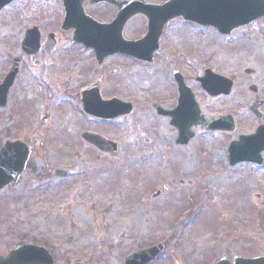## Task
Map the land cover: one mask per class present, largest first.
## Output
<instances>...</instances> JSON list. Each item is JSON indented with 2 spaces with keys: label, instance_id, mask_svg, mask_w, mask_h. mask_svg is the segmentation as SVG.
Listing matches in <instances>:
<instances>
[{
  "label": "rangeland",
  "instance_id": "374dc122",
  "mask_svg": "<svg viewBox=\"0 0 264 264\" xmlns=\"http://www.w3.org/2000/svg\"><path fill=\"white\" fill-rule=\"evenodd\" d=\"M61 7L60 0H17L0 13V80L11 59L21 55L24 31L40 27L42 43L50 32L57 35L51 56L25 58L0 109V149L16 140L31 147L23 176L0 194V255L33 244L46 248L55 264H124L135 252L164 243L155 264L262 256L264 171L228 165L226 152L237 133L195 127L193 140L177 146L170 119L154 110L175 108L176 70L207 119L232 115L243 122L238 133L248 130V109L261 92L253 96L247 88L261 89L264 77L257 38L236 35L227 44L211 30L177 20L167 25L153 64L116 54L99 69L95 54L72 42V30L59 31ZM85 11L98 22H109L116 13L106 6ZM145 22L134 18L124 37L143 35ZM35 60L40 67L33 66ZM247 68L256 74L246 76ZM204 69L234 80L232 94L210 98L202 92L195 78ZM97 81L103 100L132 103L128 117L102 122L83 113L80 92ZM86 132L114 142L118 158L86 145L80 139ZM56 169L69 176L58 177ZM156 191H161L157 197Z\"/></svg>",
  "mask_w": 264,
  "mask_h": 264
},
{
  "label": "water",
  "instance_id": "95a60500",
  "mask_svg": "<svg viewBox=\"0 0 264 264\" xmlns=\"http://www.w3.org/2000/svg\"><path fill=\"white\" fill-rule=\"evenodd\" d=\"M13 0H0V10ZM90 5L106 2L115 4L119 10L117 16L110 24H98L85 15L83 6L85 2ZM66 12L62 30L74 29L73 40L94 49L96 61L101 67L105 57L121 53L133 59L149 62L153 53L158 48V38L163 34L164 26L171 19L182 17L198 25L214 27L218 32L230 34L232 30L238 29L252 19L264 15V5L258 0H165L161 5H150L145 2H123L117 5L114 0H62ZM136 15H142L147 19V34L139 41L129 42L123 39L124 26ZM25 40L21 44L25 55L37 54L40 50V37L37 29L29 30L25 34ZM45 51L50 54L55 47L54 35H50L45 44ZM19 60L13 61V66L5 81L0 85V107L7 104L9 89L18 73ZM245 73H250L245 71ZM180 93L179 107L171 113H165L158 109V114L170 116L171 124L177 128L179 138L177 144L186 145L193 136L191 128L194 125H202L207 130L233 131V123L229 117L217 119L208 123L199 113L197 103L194 102L192 92L185 86L181 76L175 73ZM203 90L210 96L230 95L233 83L220 78L209 70L205 71L203 78L199 79ZM255 91L254 88H249ZM82 107L84 112L94 118L117 119L119 116L128 115L132 106L123 104L119 100L102 101L99 96L97 84L90 90L82 92ZM258 104L251 107L256 113ZM262 132L252 137H240L239 141L231 143L228 149L230 154V165L235 166L238 162L260 163V150L254 151L257 140L261 138ZM81 139L96 150L105 154H111L117 158V147L111 141H106L100 136L90 133L81 135ZM263 150V149H262ZM30 148L19 141L6 143L0 150V191L10 184H14L21 177L30 156ZM58 176L65 177L67 174L61 171L55 172ZM163 246L147 250L144 253L134 255L126 260L125 264H149L155 260ZM233 263L227 259H221L218 264H264V257L252 260L234 258ZM0 264H53V259L42 248L23 246L11 252L6 259L0 257Z\"/></svg>",
  "mask_w": 264,
  "mask_h": 264
},
{
  "label": "flooded vegetation",
  "instance_id": "af4514ba",
  "mask_svg": "<svg viewBox=\"0 0 264 264\" xmlns=\"http://www.w3.org/2000/svg\"><path fill=\"white\" fill-rule=\"evenodd\" d=\"M248 33L252 37L254 36L255 38H257L256 40L259 42L258 46H260L259 53L264 56V17H262L261 19H257V20L252 21V23L247 24L246 27L241 28V30L239 32H237L236 34H233L232 36H234V35L244 36ZM215 36L218 37L216 34H215ZM219 38L220 39L221 38L229 39V38L222 37V36H219ZM41 53H44V52H41ZM262 78H263V81L261 82V89H259V86H258L257 92H256L257 95L260 94V92H261L260 101L262 102V104H261L260 109H259L260 115H259V117H256V118L253 116H247L246 117L247 119L245 118L248 122V125H247L248 130L243 131V133H238V128L240 127V125L241 126L243 125V122L241 120H237L235 118L234 121L236 122V131H237L238 135H246V134L253 135L256 133L255 131L259 127H261L262 130L264 131V77H262ZM238 121H241V123ZM263 160H264V158H263Z\"/></svg>",
  "mask_w": 264,
  "mask_h": 264
}]
</instances>
